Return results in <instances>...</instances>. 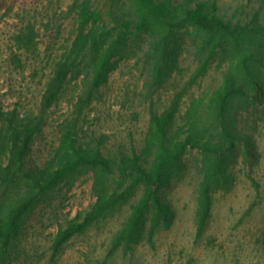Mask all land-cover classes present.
I'll use <instances>...</instances> for the list:
<instances>
[{
    "label": "trees",
    "instance_id": "trees-1",
    "mask_svg": "<svg viewBox=\"0 0 264 264\" xmlns=\"http://www.w3.org/2000/svg\"><path fill=\"white\" fill-rule=\"evenodd\" d=\"M126 1L127 6L118 12V0H104L108 6L105 16L92 10L94 0H75L69 9L76 13L79 8L72 41L56 48L57 38H52L40 65L32 60L27 65V59L39 55L37 25L28 21L13 35V69L21 74L29 69L33 78L46 80L35 109L22 111L17 104L6 109L0 104V264H12L15 241L38 204L61 184L71 188L83 173L90 171L96 201L85 213L61 225L51 243L54 254L141 187L144 195L116 236L115 244L131 249L145 229L152 239L161 225L172 222L173 212L162 191L184 166L185 155L193 150L201 155L197 235L206 229L213 209L214 186L245 138L240 119L258 102H264V3L257 5L252 15L237 17L223 14L214 0ZM187 29L203 35L202 49L208 52L190 83L207 72L219 51L227 56L218 65L222 82L205 105L204 120L200 114L189 112L184 122L186 129H180V125L174 128L189 83L174 95L163 113L151 110L152 128L140 147L132 145L130 152L118 149L109 153L83 144L77 137L79 118L107 82L114 58L131 36H148L153 86H158L176 66L175 33ZM56 32L58 35L60 24ZM91 52L96 59L92 65H85ZM82 69L86 70L84 90L74 103L71 119L59 125L62 153L58 151L43 165H36L32 159L35 141L48 125L49 112L59 102L69 80L81 74ZM193 100L195 103L197 99Z\"/></svg>",
    "mask_w": 264,
    "mask_h": 264
},
{
    "label": "rangeland",
    "instance_id": "rangeland-1",
    "mask_svg": "<svg viewBox=\"0 0 264 264\" xmlns=\"http://www.w3.org/2000/svg\"><path fill=\"white\" fill-rule=\"evenodd\" d=\"M74 1L0 0V104L6 109L16 104L22 111L35 109L46 80L33 78L29 69L24 74L13 69L10 58L15 50L14 33L28 21L37 25L39 55L27 59V65H31V60L42 64L40 59L52 38H57L56 48L72 41L79 11L78 8L76 13L70 12ZM214 1L223 14L237 17L252 15L257 5L264 3L262 0ZM94 5L92 10L108 16L104 0H94ZM126 6L125 0H118L116 10L119 12ZM202 40L203 35L193 29L176 32L173 40L177 44L176 66L165 82L153 86L148 36L133 34L114 58L107 82L80 116L78 139L86 146L109 153L118 149L130 152L132 145L140 147L152 128L151 110L163 113L207 57ZM226 57L224 51H219L207 72L187 87L174 128L180 125V129H186L184 122L189 112L200 114L204 120L205 105L222 82V69L218 65ZM95 59V53H89L85 65H92ZM85 71L82 69L81 74L71 77L59 102L51 108L48 125L38 135L32 152L36 165H43L58 151L62 153L59 125L72 117L74 103L84 90ZM193 99H197L195 103ZM240 124L245 138L229 157L214 186L212 214L202 235H197L196 217L201 155L193 150L185 155L184 166L162 191L173 212L172 222L161 225L152 239L145 229L131 249L115 244L116 236L144 195L141 187L54 254L51 243L61 225L85 213L96 201L90 171L83 173L71 188L61 184L38 204L15 241L12 264H264V102H258L245 113Z\"/></svg>",
    "mask_w": 264,
    "mask_h": 264
}]
</instances>
